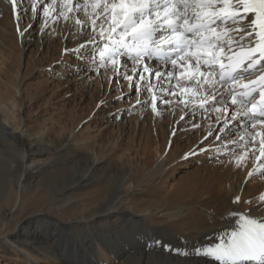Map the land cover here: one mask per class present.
<instances>
[{"label": "bare ground", "instance_id": "bare-ground-1", "mask_svg": "<svg viewBox=\"0 0 264 264\" xmlns=\"http://www.w3.org/2000/svg\"><path fill=\"white\" fill-rule=\"evenodd\" d=\"M9 4V20L4 17L8 21L0 25V57H8L4 48L16 50L14 60L25 48L44 50L39 57L32 52L26 74L34 63L47 64L49 50L54 52L52 59L68 60L73 55L65 54V48L87 40L70 36L62 18L48 20L41 32L43 5H38L34 21L32 0H22L16 9L27 19L19 27L32 25L19 35ZM71 31L75 32L74 25ZM12 65L2 79L17 62ZM108 71L112 75L111 68ZM9 98V92H0V264H218L210 257L185 258L171 249L219 243L222 234L238 228L239 217L232 212L251 209L253 216L264 214L256 209L264 194V173L260 174L264 171H257L264 160L256 159L258 152H249L251 144L240 154L225 157L215 149L209 158L196 157L191 143L186 154L195 156L204 174L176 184L172 169L163 174L161 167L183 154L177 140L190 118L177 117L163 126L171 108L166 106L160 114L152 111L157 136L152 137L149 129L138 147H132L131 135L121 146L105 147L79 133H66V125L59 132L35 121L22 122L13 109L19 99L13 96L9 103ZM173 130L176 149L169 152L166 144ZM245 152L247 159L240 161ZM237 196L240 200L234 203Z\"/></svg>", "mask_w": 264, "mask_h": 264}, {"label": "snow or ice", "instance_id": "snow-or-ice-1", "mask_svg": "<svg viewBox=\"0 0 264 264\" xmlns=\"http://www.w3.org/2000/svg\"><path fill=\"white\" fill-rule=\"evenodd\" d=\"M8 2L17 33L23 35L32 25L19 27L22 18L16 9L22 0ZM32 4L34 21L38 5H43L41 32L48 20L62 18L70 36L87 37L64 52L90 60L94 70L110 66V91L111 84L126 80V95L135 90L141 107L149 103L144 94H151L154 114L166 106L187 108L185 115L193 117L215 113L220 127L210 129L199 143L215 136L217 141L237 144L233 137L238 136L244 147L252 145L251 154L259 153L258 161L264 160V0H32ZM257 171H264V163ZM239 200L237 196L233 202ZM256 209L264 213V194ZM251 211L230 213L238 215V228L222 234L219 243L171 251L185 258L210 257L218 264H264V214L253 216Z\"/></svg>", "mask_w": 264, "mask_h": 264}, {"label": "rangeland", "instance_id": "rangeland-1", "mask_svg": "<svg viewBox=\"0 0 264 264\" xmlns=\"http://www.w3.org/2000/svg\"><path fill=\"white\" fill-rule=\"evenodd\" d=\"M0 2H2L3 5L1 4V6L5 9L2 13L0 12L1 25L9 20L10 4L6 3L8 0H5V2L0 0ZM20 17L22 18L21 22L25 24L26 17H22V15ZM36 25L37 23L33 27ZM4 51L10 59L0 57V62H5L0 65V92H9V103L12 102L11 97L13 96L19 99L20 105H14L13 109L19 111L22 122L29 121L33 123L35 121L59 132L66 125V133L71 132L72 135L79 133L87 141L94 139L97 144L103 143L105 147L122 145L129 135L133 136L132 147H138L141 143L140 137H143L149 129H153V132H151L152 137L157 136L154 128L155 119L151 109V95L149 93L144 94L145 98L149 99V103L141 107L137 104L135 90H132L130 97L126 95L129 92L128 81L121 80L119 84H111L110 91L109 81L112 77V75H108L110 66L107 69L94 70L96 66L92 65L90 60L78 59L76 55L68 60H64V57L59 58V56L52 59L55 55L51 49L47 55V64L40 66L34 63V66L26 74L27 62L32 52L35 53V57H39L44 50L41 48L36 51L33 46L28 49L25 48L20 52V55H17V60L13 59V56L16 58L15 49L4 48ZM50 59H52L51 63ZM15 62H17V66L12 70V64ZM10 66L9 75L5 80L2 79L4 77L3 72ZM128 67L131 74L132 64L129 63ZM121 84L123 85L122 92L120 90ZM122 94H125L124 99H115V97ZM187 112L188 109L183 113L178 108L172 110L167 119H164V116L161 117L163 118V126L167 122L171 123L177 117L180 121L190 118L185 120L186 125L182 128L181 133H179L181 134L180 138L177 140L178 147L180 146V151L183 154L179 158H175L169 165L161 167L163 174L169 168L172 169L171 179L176 184L184 183L195 173H197L196 176L204 174V169L200 163L196 161V158H193L195 156L199 157L201 155L212 158V152L217 148H219L222 157L240 154L241 151L245 150L244 142L239 141L238 136L233 137L237 140V144H229L227 140L217 141L215 136L209 137L204 143H199L204 140V137L209 136L210 129L220 127L216 123V114L211 113L193 117L185 115ZM182 116L184 119H181ZM194 125L202 126L197 128ZM73 127L75 129L72 132ZM173 133L176 134V131H172L166 144V151L169 152L176 149V143L172 140L175 135ZM239 135H246V133L240 131ZM189 146H191L190 149H196L193 157L186 154L189 151L187 150ZM199 147L211 149V151L201 152L197 150ZM216 163L217 161H214L211 164L210 170ZM263 173L260 174L263 175Z\"/></svg>", "mask_w": 264, "mask_h": 264}]
</instances>
